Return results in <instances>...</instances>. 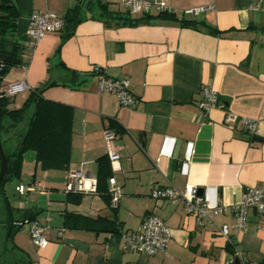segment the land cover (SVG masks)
I'll list each match as a JSON object with an SVG mask.
<instances>
[{"label":"crops","instance_id":"1","mask_svg":"<svg viewBox=\"0 0 264 264\" xmlns=\"http://www.w3.org/2000/svg\"><path fill=\"white\" fill-rule=\"evenodd\" d=\"M120 1L12 0L19 11L16 38L25 64L13 68L3 85L25 81L31 89L10 97L9 108L20 109L32 90L48 83L42 97L72 107L73 126L68 170L44 171L29 151L14 178L19 181L15 190L36 184L37 191L17 192L12 201L5 190L10 181L4 187L15 220L19 211H35L48 246L33 245L29 223L15 232L11 245L30 264H226L230 250L220 229L234 221L230 207L242 201L246 188L264 190V11L251 9L258 0H165L176 15H143L127 11ZM101 4L118 18L102 16ZM201 6L213 10L180 14ZM75 8L69 38L62 41L60 32L50 33L34 48L28 46L34 12L64 18ZM102 74L128 79L138 107H122L114 95L100 93ZM204 87L218 94V107L208 113L197 106ZM229 113L255 120L257 137L239 122L227 124ZM23 129L20 125L17 134ZM106 131L116 134L111 148L120 156L119 169L111 165L123 194L116 207L107 197L108 181L103 183L106 195L97 192L99 160L108 157ZM2 139L6 153H13L16 136L3 134ZM76 170L96 181L95 192L84 193L80 203L65 192L67 175ZM169 184L181 192L188 185L203 188L201 198L217 199L229 210L200 226L183 203L152 198L154 186ZM67 213L115 221L120 233L67 225ZM148 215L167 222L172 235L167 252L152 257L125 252L121 234L136 230ZM263 224L251 212L247 232L231 236L236 249L261 264Z\"/></svg>","mask_w":264,"mask_h":264},{"label":"built area","instance_id":"2","mask_svg":"<svg viewBox=\"0 0 264 264\" xmlns=\"http://www.w3.org/2000/svg\"><path fill=\"white\" fill-rule=\"evenodd\" d=\"M120 6L133 14L149 15L153 11L160 14L176 15V11L166 5L165 0H121ZM255 11H264V0H258L251 5ZM213 10L211 6H201L182 11L183 17L195 16ZM65 26L64 18L50 11H36L32 14L29 23L28 46L34 48L36 43L50 33H58ZM96 72H100L96 69ZM131 83L128 79H115L105 75L99 76L98 91L114 95L122 107L136 109L139 101L131 92ZM31 88L25 81L4 87L2 91L7 97L16 96ZM1 91V92H2ZM200 111L208 113L218 107V94L211 87H204L201 91V99L197 102ZM227 124L240 123L244 131L251 137L256 138L259 130L257 122L250 118H239L229 113L225 119ZM116 134L112 131L104 133V140L108 146V157L114 170L119 169V154L111 148ZM185 167L187 164L184 165ZM187 173L186 168L182 170ZM110 186L111 205L116 207L122 198V187L115 177L108 180ZM38 185H19L17 192L21 195L36 192ZM96 190V181L87 178L82 170L71 171L67 175L65 183L66 193H91ZM151 196L155 199L169 200L175 204L183 203L186 212L195 217L198 225L204 226L212 222L217 216L225 214L229 208L222 205L216 199L210 201L207 198L197 196V188L188 185L184 192L179 191L172 184L166 187L154 186ZM234 221L231 225H222L220 233L228 242H232L231 236L234 233H246L249 226L250 213L253 212L260 219L264 220V190L262 187L246 188L243 199L230 207ZM28 223V222H26ZM30 225V237L33 245L38 249H45L49 240L44 234V229L39 222L33 221ZM264 229V224L261 226ZM61 232L59 233V235ZM123 250L133 254L152 257L166 253L172 240L170 228L166 221L156 215L146 216L141 225L133 231H126L121 234ZM261 264L251 262L247 254L241 249H234L226 264Z\"/></svg>","mask_w":264,"mask_h":264},{"label":"trees","instance_id":"3","mask_svg":"<svg viewBox=\"0 0 264 264\" xmlns=\"http://www.w3.org/2000/svg\"><path fill=\"white\" fill-rule=\"evenodd\" d=\"M108 4H101L102 16L115 20L118 16L108 11ZM78 9V8H77ZM76 8L64 17L65 26L60 31L62 41L71 36L72 29L77 21L78 10ZM114 14V15H113ZM167 15V14H166ZM174 16V15H170ZM19 11L12 0H0V92L4 88V80L7 74L17 67L24 66L21 59L23 45L17 40ZM183 23H187L183 21ZM49 84L31 91L28 99L20 109H10L11 98L0 97L2 110L1 133L17 138V147L9 159V172L4 178L3 190L9 181V176L19 178L21 174L24 155L31 151L35 153L36 161L44 171L68 170L70 164L71 138H72V107L46 100L42 97L43 90ZM23 126L20 134L18 127ZM5 142V141H4ZM112 176L111 163L108 157L99 160L97 192L106 195L108 192L103 188V183ZM69 200L76 198L74 202L80 203L82 193H67ZM111 200V196H108ZM0 229L4 230L5 245L0 249V264H30L24 255L19 254L14 246L10 248L15 232L26 222L36 221L35 211H19V219L14 218V209L11 207V216L7 212L5 199L0 196ZM13 224L10 229L9 222ZM66 224H73L76 228L98 231L99 229L109 233H120V227L115 221L109 219H92L82 215L67 213ZM230 254L234 253L235 245L228 242Z\"/></svg>","mask_w":264,"mask_h":264},{"label":"water","instance_id":"4","mask_svg":"<svg viewBox=\"0 0 264 264\" xmlns=\"http://www.w3.org/2000/svg\"><path fill=\"white\" fill-rule=\"evenodd\" d=\"M3 96H5V93L2 91L0 92V97H3ZM1 123H2V110L0 108V196L4 197L5 204L7 207V212L11 216V205L8 200V197L6 196V193L3 190L4 178L5 176L8 175V172H9V159H8V156L5 150L4 141L2 139ZM8 179L9 181H13L14 177L9 176ZM204 191L205 190L203 188H198L197 196L201 197L204 194ZM9 224H10V229H11V226L13 224L12 220L9 222ZM236 264H239L238 261L236 262Z\"/></svg>","mask_w":264,"mask_h":264},{"label":"rangeland","instance_id":"5","mask_svg":"<svg viewBox=\"0 0 264 264\" xmlns=\"http://www.w3.org/2000/svg\"><path fill=\"white\" fill-rule=\"evenodd\" d=\"M18 180H13V181H10L7 185H6V188L5 190L7 191V195L9 196L10 199H12L13 201V197L17 194L15 188H16V185L18 184ZM3 212V209L0 208V213ZM4 234L0 233V249L3 248V246L5 245V235L3 236ZM12 245L11 243L7 244V247L10 248Z\"/></svg>","mask_w":264,"mask_h":264},{"label":"flooded vegetation","instance_id":"6","mask_svg":"<svg viewBox=\"0 0 264 264\" xmlns=\"http://www.w3.org/2000/svg\"><path fill=\"white\" fill-rule=\"evenodd\" d=\"M16 264H20V263L17 262Z\"/></svg>","mask_w":264,"mask_h":264}]
</instances>
